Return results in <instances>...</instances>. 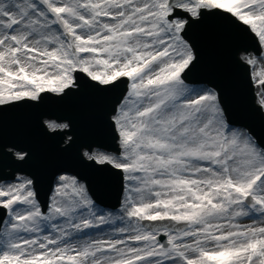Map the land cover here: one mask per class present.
Segmentation results:
<instances>
[{
    "label": "snow or ice",
    "instance_id": "obj_1",
    "mask_svg": "<svg viewBox=\"0 0 264 264\" xmlns=\"http://www.w3.org/2000/svg\"><path fill=\"white\" fill-rule=\"evenodd\" d=\"M0 264H264V0H0Z\"/></svg>",
    "mask_w": 264,
    "mask_h": 264
}]
</instances>
